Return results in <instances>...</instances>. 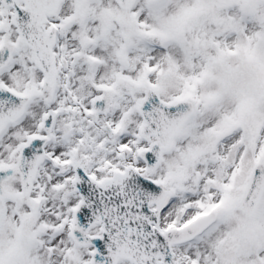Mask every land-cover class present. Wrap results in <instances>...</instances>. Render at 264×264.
Listing matches in <instances>:
<instances>
[{
	"label": "snow or ice",
	"instance_id": "snow-or-ice-1",
	"mask_svg": "<svg viewBox=\"0 0 264 264\" xmlns=\"http://www.w3.org/2000/svg\"><path fill=\"white\" fill-rule=\"evenodd\" d=\"M0 264H264V0H0Z\"/></svg>",
	"mask_w": 264,
	"mask_h": 264
}]
</instances>
